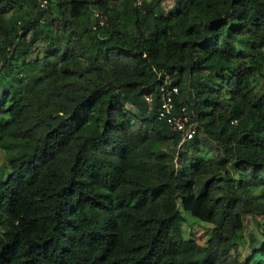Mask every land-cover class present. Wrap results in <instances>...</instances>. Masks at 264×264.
<instances>
[{"label": "trees", "instance_id": "obj_1", "mask_svg": "<svg viewBox=\"0 0 264 264\" xmlns=\"http://www.w3.org/2000/svg\"><path fill=\"white\" fill-rule=\"evenodd\" d=\"M138 1L0 0V264H264V0Z\"/></svg>", "mask_w": 264, "mask_h": 264}, {"label": "built area", "instance_id": "obj_2", "mask_svg": "<svg viewBox=\"0 0 264 264\" xmlns=\"http://www.w3.org/2000/svg\"><path fill=\"white\" fill-rule=\"evenodd\" d=\"M42 8H48L49 0H36ZM141 2L139 1V4ZM95 19L98 24L103 27L107 25L108 17L100 10H96L94 13ZM179 87L174 85L172 78L167 76L165 82L161 88V100L163 101L162 107L159 109V116L166 119L168 124L175 131L185 130L187 123L190 121L189 116L186 114L185 108L182 109L183 115H176L174 110L175 95L179 94ZM146 100L151 104L153 97L151 95L146 96ZM192 135L189 136L191 138Z\"/></svg>", "mask_w": 264, "mask_h": 264}, {"label": "rangeland", "instance_id": "obj_3", "mask_svg": "<svg viewBox=\"0 0 264 264\" xmlns=\"http://www.w3.org/2000/svg\"><path fill=\"white\" fill-rule=\"evenodd\" d=\"M173 0H166L165 2V6L169 8L170 5H172ZM14 16V15H13ZM6 156L4 153H0V168H3L6 164ZM187 217L189 218V220L191 222H197V219L194 218L192 215L187 214ZM251 224V220L250 223ZM191 226H194V230L197 232V239L200 241H204L205 239V234L208 232L209 230V226L208 225H202V224H198V225H193L192 223L190 224Z\"/></svg>", "mask_w": 264, "mask_h": 264}, {"label": "clouds", "instance_id": "obj_4", "mask_svg": "<svg viewBox=\"0 0 264 264\" xmlns=\"http://www.w3.org/2000/svg\"><path fill=\"white\" fill-rule=\"evenodd\" d=\"M50 1V0H49ZM141 3H142V1L141 0H139ZM139 1H138V4H139ZM140 3V4H141ZM39 4V3H38ZM49 7V6H48ZM47 9V8H46ZM11 15H13L12 13H11ZM0 70H1V66H0Z\"/></svg>", "mask_w": 264, "mask_h": 264}]
</instances>
